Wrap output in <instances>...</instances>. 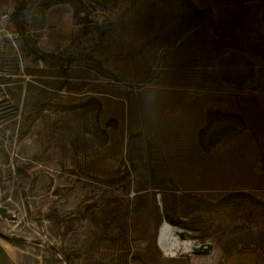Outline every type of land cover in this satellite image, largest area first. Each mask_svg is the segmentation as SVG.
Instances as JSON below:
<instances>
[{
  "label": "rangeland",
  "instance_id": "374dc122",
  "mask_svg": "<svg viewBox=\"0 0 264 264\" xmlns=\"http://www.w3.org/2000/svg\"><path fill=\"white\" fill-rule=\"evenodd\" d=\"M193 1L0 0V264H264V0Z\"/></svg>",
  "mask_w": 264,
  "mask_h": 264
},
{
  "label": "bare ground",
  "instance_id": "6f19581e",
  "mask_svg": "<svg viewBox=\"0 0 264 264\" xmlns=\"http://www.w3.org/2000/svg\"><path fill=\"white\" fill-rule=\"evenodd\" d=\"M177 230L183 229L168 220H164L161 222L157 234L158 246L172 257L177 256L181 252L191 253L192 247L199 244V242L191 238L181 237Z\"/></svg>",
  "mask_w": 264,
  "mask_h": 264
},
{
  "label": "trees",
  "instance_id": "16d2710c",
  "mask_svg": "<svg viewBox=\"0 0 264 264\" xmlns=\"http://www.w3.org/2000/svg\"><path fill=\"white\" fill-rule=\"evenodd\" d=\"M58 2H63V1H68L70 2L74 7H76V14L80 15L81 14V10H79V8H77V1L78 0H57ZM83 2V1H82ZM187 11H189V15H190V20L186 22V25L183 28V32L185 31H189V30H194V31H198L201 28H203L205 25V19H206V13L205 11H203L202 9H199L196 7V4L194 3L193 0H187ZM81 17V15H80ZM83 19V18H81ZM107 27V26H106ZM36 45V44H35ZM95 100H98L97 98H93ZM166 219H168V221L172 224H174L173 220L167 216ZM175 225V224H174ZM12 243H17L20 241L19 238L13 237V238H8ZM181 258L183 256H180Z\"/></svg>",
  "mask_w": 264,
  "mask_h": 264
},
{
  "label": "water",
  "instance_id": "95a60500",
  "mask_svg": "<svg viewBox=\"0 0 264 264\" xmlns=\"http://www.w3.org/2000/svg\"><path fill=\"white\" fill-rule=\"evenodd\" d=\"M0 214L2 217H11V212L8 209L1 205L0 203ZM166 220V219H164ZM163 220V221H164ZM177 232L181 235V237H186V232L184 230H177ZM160 245V244H159ZM214 250V244L211 242H203L192 247V254L195 255H209Z\"/></svg>",
  "mask_w": 264,
  "mask_h": 264
}]
</instances>
